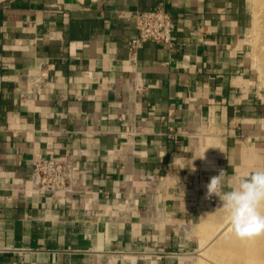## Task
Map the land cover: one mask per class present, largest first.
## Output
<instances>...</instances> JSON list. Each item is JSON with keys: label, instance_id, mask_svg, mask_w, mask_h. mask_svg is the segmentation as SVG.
I'll return each mask as SVG.
<instances>
[{"label": "crops", "instance_id": "0c3cea01", "mask_svg": "<svg viewBox=\"0 0 264 264\" xmlns=\"http://www.w3.org/2000/svg\"><path fill=\"white\" fill-rule=\"evenodd\" d=\"M156 6L171 45L131 54ZM249 24L246 0H0V264H195L210 178L264 168ZM64 154L67 190H34Z\"/></svg>", "mask_w": 264, "mask_h": 264}, {"label": "rangeland", "instance_id": "374dc122", "mask_svg": "<svg viewBox=\"0 0 264 264\" xmlns=\"http://www.w3.org/2000/svg\"><path fill=\"white\" fill-rule=\"evenodd\" d=\"M246 4L250 20L248 56L264 94V1L246 0ZM220 206L221 203L212 208L196 227L201 247L196 254L195 264H258L264 257V242L258 241L261 239L259 236L256 237L257 241L250 239L251 243L238 241Z\"/></svg>", "mask_w": 264, "mask_h": 264}, {"label": "built area", "instance_id": "2783aa9c", "mask_svg": "<svg viewBox=\"0 0 264 264\" xmlns=\"http://www.w3.org/2000/svg\"><path fill=\"white\" fill-rule=\"evenodd\" d=\"M135 20L136 34L128 42V49L135 54L144 42L171 45L174 23L171 14L162 6L132 13ZM75 161L69 154L62 157L39 158L32 165L30 175L34 190L54 195L65 192L72 179Z\"/></svg>", "mask_w": 264, "mask_h": 264}, {"label": "clouds", "instance_id": "9594fccd", "mask_svg": "<svg viewBox=\"0 0 264 264\" xmlns=\"http://www.w3.org/2000/svg\"><path fill=\"white\" fill-rule=\"evenodd\" d=\"M195 171V169L193 170ZM225 171L210 178L205 199L219 198L231 232L246 240L264 235V168L245 174L231 190L223 188Z\"/></svg>", "mask_w": 264, "mask_h": 264}, {"label": "bare ground", "instance_id": "6f19581e", "mask_svg": "<svg viewBox=\"0 0 264 264\" xmlns=\"http://www.w3.org/2000/svg\"><path fill=\"white\" fill-rule=\"evenodd\" d=\"M253 1H254V0H253ZM262 1H264V0H261V2H262ZM256 2H257V1H256ZM258 2H259V0H258ZM263 236H264V235L259 236V237L261 238L260 240L256 239V237L253 238V239L256 240V241L258 240V241H262V242H264V237H263ZM239 240L241 241V239H238V241H239ZM249 240H250V239L243 240V241H245V242H243V243H245V244H246L247 242H248V243H251V241L249 242ZM252 242H253V241H252ZM259 250H260V249H259ZM235 261H236V260H235ZM235 261H234V262H235ZM226 264H227V263H226ZM240 264H241V263H240ZM258 264H264V257L262 258V260H260V262H259Z\"/></svg>", "mask_w": 264, "mask_h": 264}]
</instances>
